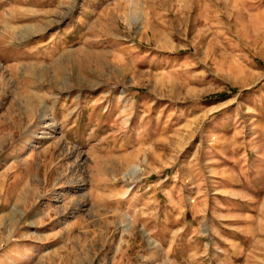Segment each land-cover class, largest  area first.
<instances>
[{
  "label": "rangeland",
  "instance_id": "obj_1",
  "mask_svg": "<svg viewBox=\"0 0 264 264\" xmlns=\"http://www.w3.org/2000/svg\"><path fill=\"white\" fill-rule=\"evenodd\" d=\"M0 264H264V0H0Z\"/></svg>",
  "mask_w": 264,
  "mask_h": 264
}]
</instances>
